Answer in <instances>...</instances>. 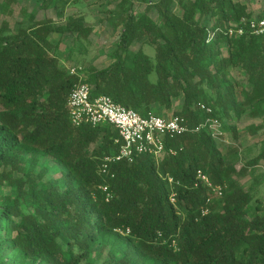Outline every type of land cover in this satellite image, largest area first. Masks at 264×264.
Masks as SVG:
<instances>
[{
    "label": "trees",
    "instance_id": "16d2710c",
    "mask_svg": "<svg viewBox=\"0 0 264 264\" xmlns=\"http://www.w3.org/2000/svg\"><path fill=\"white\" fill-rule=\"evenodd\" d=\"M39 1L61 21L25 10L28 25L0 27V264H264V198L236 178H256L264 141L253 158L233 146L223 152L206 125L169 140L175 155L141 154L102 173L118 131L72 123L68 98L79 76L60 53L93 28L82 15L66 16L61 0ZM144 1L157 18L119 0L107 17L120 29L109 63L76 65L93 97L110 95L143 115L182 98L172 114L193 128L214 116L234 137L231 120L247 110L264 120V33L242 23L264 11L255 15L239 0H176L177 11L175 0ZM230 27L244 32L230 35ZM137 40L155 53L133 50ZM233 69L243 77L233 78ZM198 170L223 196L196 183Z\"/></svg>",
    "mask_w": 264,
    "mask_h": 264
},
{
    "label": "rangeland",
    "instance_id": "374dc122",
    "mask_svg": "<svg viewBox=\"0 0 264 264\" xmlns=\"http://www.w3.org/2000/svg\"><path fill=\"white\" fill-rule=\"evenodd\" d=\"M0 0V27L3 21L9 23L10 30H16L20 23L28 25V18L25 17V10L28 13L34 14L36 20L51 19L60 22L56 11L52 8H44L39 0H19L13 3L9 9L2 8ZM119 0H61V6L65 10V15H82L86 18L93 31L88 39H80V41H69L68 45H61L60 53L62 55L61 62L69 70L76 65L87 66L88 64L97 67H103L109 63L108 53L112 51L119 37V30H115L108 23V11L115 9ZM153 1V0H152ZM248 5V10L255 15L264 11V0H239ZM134 8L137 12L148 13L151 17L157 18V11L148 6V2L144 0H132ZM179 5L174 1L173 10L177 11ZM214 20L208 18V25L211 26ZM132 49L145 50L150 54H154V45L144 41L137 40L132 46ZM66 57H69L67 60ZM85 59V64H81L80 60ZM82 67V66H81ZM85 69L82 67V70ZM83 75V74H82ZM233 78H242L243 75L238 69H233L231 72ZM84 77V75H83ZM182 98L175 99L173 107L167 110L161 105H156L154 112L158 114L171 115L174 110L181 105ZM231 123L237 126V136L234 137L231 133L218 132L214 135L218 143V147L223 152L227 151L228 146L236 147L242 155L247 158H253L258 154L259 146L264 141V120L263 117H252L247 110L240 120L232 119ZM215 133V131H213ZM245 158V159H247ZM244 160V159H243ZM243 160L237 161V167L243 165ZM53 164L54 162L51 161ZM247 190L256 192L264 198V161L256 167V184L253 174H245L236 176ZM255 184V185H254Z\"/></svg>",
    "mask_w": 264,
    "mask_h": 264
},
{
    "label": "built area",
    "instance_id": "2783aa9c",
    "mask_svg": "<svg viewBox=\"0 0 264 264\" xmlns=\"http://www.w3.org/2000/svg\"><path fill=\"white\" fill-rule=\"evenodd\" d=\"M255 34L264 33V17L253 16L250 19H243ZM229 34H243L244 28H229ZM82 67L74 66L70 73L79 76V82L75 85L68 98L70 119L75 126L92 125L99 126L109 123L118 131V138L115 140L119 147L116 153L104 157L101 166L102 173H108L110 165L123 159L133 161L141 154L152 155L158 161L163 160L167 155H175L177 149L168 146L167 142L177 136L193 130H200L209 126L212 135L221 130V123L218 118L211 116L204 123L196 127L189 126L188 121L179 114L163 115L151 112L143 115L135 109L129 108L116 102L110 95L93 97L91 86L85 81L82 75ZM200 107L207 113H212V108L201 103ZM215 131V133L213 132ZM215 137V136H214ZM170 181L173 179L170 177ZM197 184L207 185L213 197H221L224 193L222 185H215L202 170L197 172ZM102 189L106 193V200L113 198L108 186ZM171 200L175 201V193H172ZM208 210H204L206 213Z\"/></svg>",
    "mask_w": 264,
    "mask_h": 264
}]
</instances>
